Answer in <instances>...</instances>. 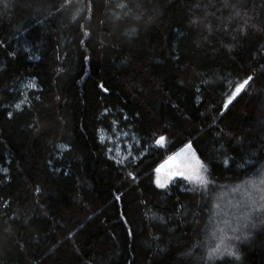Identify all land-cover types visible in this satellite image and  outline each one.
Instances as JSON below:
<instances>
[{
  "label": "trees",
  "instance_id": "obj_1",
  "mask_svg": "<svg viewBox=\"0 0 264 264\" xmlns=\"http://www.w3.org/2000/svg\"><path fill=\"white\" fill-rule=\"evenodd\" d=\"M189 143L210 182L157 187ZM263 169L264 0H0V264H264V222L211 253L217 195Z\"/></svg>",
  "mask_w": 264,
  "mask_h": 264
},
{
  "label": "rangeland",
  "instance_id": "obj_2",
  "mask_svg": "<svg viewBox=\"0 0 264 264\" xmlns=\"http://www.w3.org/2000/svg\"><path fill=\"white\" fill-rule=\"evenodd\" d=\"M30 83L34 84L32 81H26L24 88H30L27 87ZM100 138L110 144L108 150L109 156L116 161H122L127 155L132 154L134 145L138 144V141L133 134L120 129H114L113 135L101 132ZM204 175L207 177L209 183L208 172L206 171ZM256 176L257 175L235 186L222 189L217 195L213 210L214 242L211 247V253L215 256L218 255L217 257L222 255L230 256L228 252H234L232 245H228L230 240L237 235L242 228L247 225L251 226L254 223L261 224L264 222V200L260 199V196L264 195V191L253 190L251 184V182H256L257 187H259V180L264 178V169L260 175ZM156 178L157 173L155 171V185ZM161 178H164L163 173L161 174ZM177 179L183 180L184 184L190 188H197L200 186L183 177L173 176L162 189L167 188L170 183L175 182ZM253 201H255V204H253ZM254 208L258 210L254 211ZM217 248H219V251H214Z\"/></svg>",
  "mask_w": 264,
  "mask_h": 264
},
{
  "label": "snow or ice",
  "instance_id": "obj_3",
  "mask_svg": "<svg viewBox=\"0 0 264 264\" xmlns=\"http://www.w3.org/2000/svg\"><path fill=\"white\" fill-rule=\"evenodd\" d=\"M87 35V33H86ZM252 80V77L249 76L246 79H244L242 82H239L235 85L234 90L231 92V94L227 97L226 102L224 103L223 107L225 109L228 108L229 104L232 103V101L235 99L236 96H238L249 84V82ZM27 87H35L34 84H29ZM103 88V85H101ZM104 91H107V89H104ZM23 103V102H21ZM20 104L16 105V108H20ZM12 113H9V116H11ZM165 136L161 135L159 138L155 141L157 145L164 146L165 144ZM157 173L156 178V185L160 188H164L168 182L169 179H171L173 176H180L185 178L188 181H192L196 183L197 185L203 186L208 183L207 177L204 175V173L207 171L206 167L199 161V159L196 158L195 153L192 152L191 143L186 144L184 148H182L179 152L173 153V155L169 156L163 164H161L159 167L155 169ZM163 173V179L161 178V174ZM129 176H132L131 173H129ZM134 178V177H133ZM259 187H257L256 182H251L252 188L255 191H264V178H261L259 180ZM39 191V189H37ZM119 200V197L116 198ZM261 200H264V195L260 196ZM253 204H255V201H253ZM258 210V209H253ZM214 251H219V248H217ZM229 255L236 256L235 252H228ZM238 259L239 257L236 256Z\"/></svg>",
  "mask_w": 264,
  "mask_h": 264
},
{
  "label": "water",
  "instance_id": "obj_4",
  "mask_svg": "<svg viewBox=\"0 0 264 264\" xmlns=\"http://www.w3.org/2000/svg\"><path fill=\"white\" fill-rule=\"evenodd\" d=\"M183 148H184V147H183ZM180 150H181V149H180ZM180 150H179V151H180ZM179 151H177V152H179ZM163 163H164V162H163ZM163 163H162V164H163ZM160 165H161V164H160ZM160 165H159V166H160Z\"/></svg>",
  "mask_w": 264,
  "mask_h": 264
}]
</instances>
